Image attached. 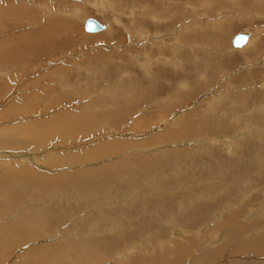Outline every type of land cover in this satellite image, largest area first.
<instances>
[{
  "label": "bare ground",
  "instance_id": "6f19581e",
  "mask_svg": "<svg viewBox=\"0 0 264 264\" xmlns=\"http://www.w3.org/2000/svg\"><path fill=\"white\" fill-rule=\"evenodd\" d=\"M207 1L209 0H204L202 2L208 3ZM211 1L212 0H210V2ZM257 1L258 3L256 0H251L252 4H250V6L254 9H260V1L262 0ZM106 2L107 1H105V3ZM210 2L208 4H210ZM227 2L231 3L233 1L228 0ZM225 3L226 2H224V5H226ZM111 4L108 6L113 8L116 2ZM160 4L161 5H159L157 10L162 13L158 14L154 11L152 15H147L148 19L153 21L155 23L154 25L160 29L167 27V25L161 24L160 21L162 19L171 23L173 21L172 19H174V24H172V26L170 25L171 27L178 24V20L183 21L182 23L185 25L181 26V28L184 32H178L180 29L178 30L176 26L174 29L180 37L176 36L175 39L179 37L176 40L178 43H181L182 37L184 41L182 44L185 45V43H187L188 47L192 48L191 52H189L190 48H183L181 45H177L178 43L168 44L165 36L162 35L164 33L158 34L159 30L157 31L155 29L157 32L153 34L156 37L154 38V40H156L154 42L158 43V46L156 47L169 52L172 49H170L169 46H174V48L172 49L171 56L161 54L160 57L155 60L153 59V61L152 58L154 57L150 56V62L148 61L146 63V61H144L145 63L141 64L145 75H148L147 77L150 78V83L145 87L143 86L144 83L142 84L138 81L134 85H132L133 83L127 85L126 82L123 81L124 79L120 77L117 79V84L119 85L118 88L115 90L113 88H105L103 96L99 97L97 94L98 96L96 95L97 97L92 100L87 98V101L80 106V109H78L79 107L74 109L78 111L67 110L60 112L58 110L59 112L56 114L54 113L51 116L49 115L50 117H45V119H38L31 123L26 122L21 125V134L16 128V125H11L9 127L5 126L6 128H4V130H0V147L7 150H20L22 148H30V146L34 144L35 146L33 148L41 149L48 142L56 138L61 139L60 141L58 140L59 143L61 142L60 144L69 142L68 140L73 142L74 140L72 137L77 138L79 134H84L86 131L87 133L89 132L85 129L95 128L106 123H114L118 121V119L122 120L123 118L131 120V115L137 113V111L134 112V109L138 107L139 104L156 96L154 95L156 93L155 87L160 79L153 76V65L160 64L162 71L173 68V70L177 72L183 67V63L176 59L182 60L183 57L181 58L180 54L183 53L191 54L193 57L195 54H204L203 57L205 59H208L209 55L214 53V55H211L212 57L209 58L210 60H212V58H218L222 61L226 58L222 56V53H226V51L229 50L227 47L229 46L231 36H229L230 33H228V35L226 32L230 31L232 21L225 22L224 20L226 19H224L223 22L218 21L219 19L211 21L212 18L210 17L211 20L208 21V25H213L216 30L212 37V32L209 28L203 27L202 24L199 26L200 24H196V20L189 23L185 19H181V17L184 18L187 11L185 8L183 9L182 6L178 5L176 1L164 0ZM193 5L194 4H192V7ZM262 7H264V5ZM177 8L178 10H176ZM144 9L146 11L148 7L146 6ZM108 10L111 11L110 9ZM75 11L77 12L79 10L75 9ZM261 11H264V8H261ZM194 13L197 15L196 11ZM20 16L27 17L29 19L27 20L31 21L32 24H37L34 13H31V9L25 2H19L16 5L13 4L8 8L0 10V20H9L10 18H19ZM161 16L163 17L161 18ZM199 16L200 15H198V19ZM242 16L244 15H241V17ZM57 17H61L60 14H57ZM31 18L33 20H31ZM203 18L205 19V17ZM65 19L67 18L62 17L63 21L58 22V24L51 23L50 21V23L48 22L44 28L40 27L37 32L22 35L23 39L26 40L24 41L26 42V48L14 46L15 48H13V50H7L9 56H13L21 62L24 61L22 64L20 63L19 66L17 65L18 60L14 58L15 62H17L15 65L18 67L22 66V68L19 69L23 70L26 67L24 63L26 62L27 64L28 60H32L36 55V52L42 49H44L43 52H47L49 55L52 54L53 46H56L61 40H64L60 39L62 34L66 35L71 32V25L67 23ZM87 19H84V27ZM23 21L27 22L26 19H23ZM131 21L135 26L131 35L140 38L143 37L144 33L147 32L146 29L142 28V24L145 20L143 21L132 16ZM221 25H224L223 28ZM170 26L167 28H170ZM105 31H107V33L104 37L107 36L112 40L111 38H114L112 35V29L106 26ZM37 33L52 37L47 40L34 41L33 37L38 36ZM139 34L141 36H138ZM185 35L188 37V41H185ZM236 35H234V37ZM252 36L253 35L249 33V40L247 44L241 48L242 50H240V53L251 54L258 51V45L262 41V38L255 39L256 37L254 38ZM100 37H103V35ZM233 38L230 40L231 44ZM100 39L104 40L102 38ZM194 39H198L197 42ZM149 40L150 39L147 41ZM209 40H212L214 43L213 45L217 48L214 52H210L209 50L211 49L209 48ZM54 41L56 42L54 43ZM103 42H105V40ZM150 42L152 41L150 40ZM200 42H203L204 45H201ZM13 43H17V40L13 41ZM161 43L163 45H161ZM31 47L33 48L30 49ZM201 47H206V49H201ZM1 54L2 56L4 55V53ZM150 54H153L152 50ZM234 56L236 55L234 54ZM235 59L236 57L233 60ZM1 61H3L4 64L12 62L5 57H2ZM118 63V66L122 68L120 62ZM209 63L213 64L214 62L209 61ZM201 65L203 66L204 64L201 63ZM216 65L218 66V63ZM101 66L107 68L104 64H101ZM146 67L147 69H145ZM60 69L62 68L60 67ZM2 72L4 73V71ZM52 72L53 71H51V74H53ZM158 73H161V71L159 70ZM186 73L187 72H185V74ZM46 75L47 74H43L41 76ZM123 77L128 76L124 75ZM0 78L2 79V77ZM63 78L64 77L61 78L62 82L64 81ZM91 79L94 81L93 77H91ZM67 81L68 80H66L65 83H67ZM241 81L244 83V86L252 87L254 84V77L253 75L248 76L241 79ZM187 82V80L179 82L180 87L175 90L174 96L171 94L172 92L168 94L169 97L164 99L165 102L163 101V104L159 106L160 108L163 107L164 112L161 111L159 113L160 115L158 114L159 116L156 115L153 122V117L149 120H144L143 114L148 109H152V107L156 108V104L159 105V103H161L159 100L154 104H149L150 107H147L148 109L143 108V111L141 109L138 110L141 114L137 115L136 118H133L132 123L128 126V130L133 131L138 129L140 131V129L147 127L150 128L155 124L161 123V126L148 136L147 134L143 137L138 135L139 139H141L138 142V136L131 135L126 138L104 140L93 146H85L87 144H82L80 145L81 147L77 145L67 148L53 145L48 150L41 149L40 152L33 155L27 153L29 159H31V163L38 165L35 161V158L37 157L36 160H39L41 164H45V166L50 169H48V171L40 170L41 166L38 168L26 165L21 167L18 165V168L11 167V164H7L4 160L8 154L9 156L11 155L14 157L17 155H26L24 153H22V155H14L10 152H0V168L3 162L6 163L0 171V264L5 263V259L9 257L6 256L7 254H13L14 252L15 259L10 264H80V262H84L85 264H103L100 261L102 259L103 261L111 259L112 261L110 264H264V199H257L254 201L258 206L254 205L253 207L248 204V199L249 202L255 199L254 196L250 197V192H248L254 191L250 185L258 179L257 183L263 184L264 186V153L261 156V153L264 150V145L252 144L249 134L251 132L247 131L242 133V136L251 143L246 146V150L249 151L250 146L253 145L258 146V149L256 148L257 151L252 150V152L245 153V150L243 149V152H239L240 144L238 138H231L229 146L217 147V150H211L210 152H208V150L212 147H209L208 144L206 145L207 140L196 136L191 140L185 141L186 143L191 141V145L187 147L189 150L182 148V146L177 147V144L179 145V142H182V140L177 142L175 141L176 137L187 136L189 133L196 134L198 129H201L200 123H197L198 121L189 122V124H187V119L191 117H189L190 113L193 114L198 112L200 108H204L203 110H205L207 114L209 113V117L210 114H213L215 109H218V107L220 108L219 103L221 100L229 99L227 98L228 95L224 98H214L215 93L211 92V101L207 100L204 96L202 100H199V102L192 107L193 112H187L185 110L186 112L184 113H182V111L176 113V119L166 123L165 120L163 121L161 118L164 119L168 117L167 113H170L172 109L176 107L177 101H181L185 98L189 99L191 96H194L193 93L195 92L198 94V91H201L206 83L210 85V81H204L205 83L199 81L197 82L196 87H190V83ZM3 83H5L4 88H7L8 90L9 87L7 86V81H4ZM222 85H226V83ZM79 91L78 94L81 95L82 98L86 96L85 94L87 91H85V89H80ZM262 91L263 92H256L250 90L248 92L233 94L232 104H235L236 107L234 109H228V113L222 111V114L218 116L219 121L217 123H212V126L221 125L225 120H229L232 122L235 131L241 132L243 127L250 128L256 134V136L251 134L253 137L252 139H258L264 143V90ZM257 93L260 97L259 100L258 98H254L255 95L257 96ZM5 96H7V94ZM37 96L38 95L35 91L33 92V90L30 89V91H27L19 99L16 98L18 97L17 95L12 97V100L8 101V104H5L7 107H4V116L11 118V116L30 115L38 111L45 112L61 103H53L48 107L42 105L36 106L35 103L37 102L36 99H38ZM89 97L92 98V96ZM22 98H26V101L24 102L23 100V103L21 102V104H19L18 101ZM247 99L252 101L249 102L250 104L247 105L248 107H245ZM256 100H258L257 105H255L253 109H250L249 107H251V103ZM202 103H204L203 106H201ZM241 109L243 111H241ZM245 109L246 111L244 112ZM192 119L194 121V118ZM203 119H207V117L204 116ZM161 120L163 122H161ZM165 124H168V126ZM14 128L16 129L13 130ZM21 135L24 136L25 139L21 138ZM171 139L177 144L171 145L170 148H166V146H169ZM192 140L193 142H196V145L192 143ZM201 149L204 151L203 154L207 156V162L213 168L212 170H215L216 173L221 176V180H225L224 177H226V181L223 183L225 184L224 186L227 185L226 187H228V189H223L224 191L221 190L222 192H217L218 189H214L217 186V180L208 185H204L205 182H199V185L197 184V186L194 185L197 181H200L201 178H195L193 172H190V170L195 166L197 167L200 163L202 166V162L198 161L200 160L198 158H201L202 156ZM115 153L123 154L116 162L105 164L104 166L99 165L101 167L100 169L98 168V165L95 168L89 163L102 156L106 157ZM151 155L154 156L151 157ZM241 155L244 156L242 157ZM155 157L160 159L155 160ZM85 163L90 167H85ZM57 166H61V170L54 171L53 173L51 167ZM102 169L103 171H101ZM169 171L172 173L169 174ZM202 171L204 170L202 169ZM201 174L202 173H200V175ZM170 175H173L170 178L171 180H169L172 183L167 180ZM176 175L178 176L176 177ZM90 178L96 179L94 181L95 187L90 185L92 179L88 182ZM110 180L113 181V185L112 183L108 185ZM126 184L129 185L127 186ZM171 185L174 186L170 187ZM108 186L111 188H108ZM140 186L143 187L139 190ZM208 188L210 190H208ZM19 191L23 194L22 198H24V200L21 201L22 203H19L16 199ZM143 191L150 192V195ZM177 191L182 192V194L178 195L179 198L176 195ZM246 191L248 194L245 193ZM221 194L223 197H227L222 198L223 200L229 199L226 204L222 202L224 204L222 207L224 211H215V208L218 205L217 198L215 199V207H208L209 201L213 199L214 196L218 197ZM126 196H128V199H124ZM147 196H149V198H147ZM150 196L152 199H150ZM139 198L143 199V201ZM97 200H100V202H97ZM74 202L78 204L82 203L83 211L86 210L88 205L91 206L85 211V214H80L81 216L78 217L80 218L81 223H83L81 226L87 230L85 232L80 231V228H77L79 226L77 223L80 220H78L77 223L69 222L68 226H62L64 221H62L61 218L78 213V208H76ZM177 202L181 205L177 204ZM104 203H108L105 208L103 205ZM17 204L19 205L18 207L11 211L8 210ZM182 204H189L184 206L186 215L184 216L182 214L181 216V220H183L184 223L178 222V219L175 217L177 212H174L177 208L181 209ZM172 205H177L176 209H174ZM6 206H9V208ZM217 212L222 214L216 215ZM241 215H244V217ZM46 223H51V226L54 227L53 231L55 233L53 232V236L50 235V241L43 242L41 241V236L36 237L30 235V230L32 229L38 230L40 227L41 229H45ZM178 223H180L182 228L175 229L173 226ZM189 224L192 227V231L186 230ZM153 225L157 226L155 228L156 234H153L154 231L152 233L150 232L153 230L150 228ZM177 230L182 234L177 232ZM42 232L43 231H41V233ZM50 232L48 231L47 233ZM140 235L146 239L138 243L137 238ZM152 236L154 238L153 241L155 242L152 241L150 243V237ZM159 240L162 241L159 242ZM146 243L149 244V246H147V248L149 247L148 250L141 251L143 252L141 255L138 254L137 250L140 249V247L143 248V246H146ZM24 246L25 249H21ZM121 246H123L122 249L120 248ZM153 246H157L158 248L150 249V247ZM230 256H236L237 259L229 260L228 258ZM96 261L100 262L95 263Z\"/></svg>",
  "mask_w": 264,
  "mask_h": 264
},
{
  "label": "rangeland",
  "instance_id": "374dc122",
  "mask_svg": "<svg viewBox=\"0 0 264 264\" xmlns=\"http://www.w3.org/2000/svg\"><path fill=\"white\" fill-rule=\"evenodd\" d=\"M105 1H107V2L105 3ZM163 1L164 0H158V1H156V0H129V1L128 0H0V10L8 8L13 4L16 5L19 2H25L29 6V8L31 9V13H34V16H35L36 22H37V24H32L31 21H28L29 19L27 17L25 18L23 16H20L19 18H10L9 20H6V19L0 20V77H2V79L0 78V98H1L0 99V130H4V128L9 127L11 125L12 126L16 125L17 126L16 128L18 129V131L21 134L22 133L21 125L26 123V122L31 123V122H34L38 119H45V117H50L52 114H54V113L56 114L59 111L60 112L61 111H67V110L78 111V110H74V109L78 108V107H79L78 109H80L81 108L80 106L87 101V98L92 100L93 98L97 97L98 95H99V97L103 96V94H104L103 91L105 88L106 89L113 88L114 90L116 88H118L119 85L117 84V81H118L117 79H119L120 77H122V79H124L123 81L126 82L127 85H130L132 83H133L132 85H134L138 81L139 83H142V84L144 83L143 86L145 87L148 83H150V78L147 77L148 75L147 76L145 75L141 64H144L145 63L144 61H146V63H147L150 60V56L154 57V58H152V61H153V59L155 60L156 58L160 57L161 54H164L166 56H171L172 55V49L174 48V46H169L170 49L172 48L171 51L169 52L166 50H161L158 47H156V46H158V43L154 42V41H156V40H154V38H156L154 34L159 30L158 34L164 33L162 35L165 36V39L167 40L168 44L169 43L170 44L178 43V41L176 39L179 38L180 36L175 31L174 28H176V26H177V29L178 30L180 29L178 32L181 33V31H183L181 26L185 25L182 23L183 21L178 20V17H177V20L179 22L178 23L179 25L176 24V25H173V27H171V26H172V24H174V19H172L173 20L172 23L168 22L165 19H162L160 21L162 25L163 24L167 25V27H169L170 25L171 26H170V28L163 26L165 28L160 29L156 25H154L155 23L153 21L148 19L147 15H152L154 13V11L157 12L158 14L162 13V12H158L157 9L159 8V5H161L160 3ZM174 1H176L178 3V5L182 6L183 9L185 8L187 11L185 13L186 15L184 16V18L181 17V19H185L189 23L193 20L194 21L196 20V24H198V25L200 24L199 26H201V24H202L203 27L209 28V30L212 32L211 33L212 37L214 36V32L216 30L213 27V25H208V21L211 20L210 17L212 18L211 21H216L217 19H219L218 21H220V22H223L224 19H226V20H224L225 22H228V21L231 22L232 21L231 22L232 24L230 25V28H231L230 31L226 32L227 34L230 33V35L228 34L229 36H231L230 40L234 37V35H236L238 33H242V32L251 33L253 35L252 37H254V38L256 37L255 39H261L262 38V41L258 45V51L256 53H251V54H245L243 52L240 53V50H242V49L234 47L230 43L231 41L229 40V46L227 48L230 51L227 50L226 53H222V56L226 57L222 61L218 58H212V60H210L209 58L212 57L211 55H214V53L210 54L208 59H205L203 57L204 54H195L194 55L192 53L194 55V57H193V56H191V54H188V53L185 54L182 52L183 54H180L181 58L183 57L182 60L181 59H176V60H180L183 63V67L180 68L177 72L174 71L173 68H171V66H170L171 69H166L165 71H162L160 64L159 65H157V64L153 65L152 66L153 67L152 68V74L154 77L156 76L158 79H160V81L157 83V86L155 87L156 93L154 95H156V96L154 98L146 101V102H142L141 104H139V106L134 109V112L137 111V113H135L134 115H131V120H127L126 118H125L126 119L125 120L123 118L122 120L118 119V121H116L114 123H106V124H104L105 126L101 125V126H98L95 128L85 129V130L89 131L88 132L89 134L86 131L84 134H82V133L79 134V136L77 138L72 137V139L74 140L73 142L68 140L69 142H66L64 144H60L61 142L59 143L58 140L60 141L61 139L56 138V139L48 142L44 147H42L41 148L42 150H48L53 145H55L57 147H67V148L77 146V145L80 146L82 144H84V145L87 144L85 146H93V145H96L97 143H100L101 141L110 140V139L113 140L114 138L115 139L126 138V137H130L131 135H135V136L139 135L140 137H143L145 134H147V136H148L153 131H155V129L157 130L161 126V123H158L155 125L152 124L154 126H151L150 128L147 127L144 129H140V131L138 129L133 130V131L128 130V128H129L128 126H130L134 117L136 118L137 115L141 114L140 111H138V110H140V109L142 110L143 108H147V107L149 108L151 103L154 104V103H156L157 100H159V102H161V103H159V105L156 104V106H157L156 108L155 107H152V109L147 108L148 110L145 111L144 114L142 113L144 120H146V119L149 120L151 117H153L152 118V122H153L156 115L159 116L160 115L159 113L161 111H163V107L160 108L159 106H161V104H163V101L165 102L164 99L169 97L168 94H170V92H172L171 94L174 96V92L176 89H178L180 87L179 82L182 80H187L188 81L187 83H190V85H191L190 87H193V86L196 87V84L199 81L200 82L210 81V85L206 83V85L202 88L201 91L197 90L198 94H196V92H195V93H193L194 96H191L189 99L185 98V99H182L181 101H177L176 107L173 108L170 113H167L168 117H166L164 119L161 118L163 121L165 120L166 123L175 120L176 119V115H175L176 113H180L181 111H182V113H184L186 111L191 112L193 110L192 107H194L197 104V102H199V100H202L204 98V96L206 97L207 100L211 101V99H212V98L210 99L211 92L215 93L214 98H217V99H219L221 97L224 98L226 95H228L227 98H229V99L228 100L227 99L221 100L219 103L221 109L218 107V109H215L213 114H210L209 117H208L209 113L207 114L206 111L203 110L204 108H200V110L198 112H195L193 114L190 113L191 115L189 114V117L190 116L191 117L189 119H187L188 120L187 124H189V122H197L198 121L197 123L198 124L200 123L201 129H198V132L196 134L195 133H193V134L189 133L187 136L176 137L175 141L178 142V141L182 140V142H179V145L177 143H174L173 142L174 140L171 139L170 140L171 142L168 141L169 146L165 145L166 148H170L171 145L177 144V147L182 146V148L189 150L187 147L191 145V141H188V143H186L185 141L191 140L193 137L195 138V136H196V137H201V138L207 140L206 145L208 144L209 147H212L208 150V152H210L211 150H217L216 149L217 147L229 146V144L231 142V138H238V142L240 144L239 152H243V149L245 150V153L252 152V150L257 151L258 146H253V145L250 146L249 151L246 150V146L250 145L251 143L242 136V133L247 132V131L251 132L249 134H250V141L252 142V144H254V145L263 144L264 145V143L261 142L260 140L252 139L253 137L251 136V134L254 136H256V134L250 128L248 129L247 127H243L241 132H237V131H235L234 126H232V122L229 120H227V121L225 120L223 123H221V125L219 124V125L212 126L213 125L212 123H214V122L217 123L219 121L218 116H220L222 114V111H224L225 113H228L229 112L228 109H234L236 107L235 104H232L233 94L248 92L250 90H253L256 92H259V91L263 92L262 90H264V81H263L264 80V43H263L264 42V11H261V8H264V7H262L264 5V0L260 1L261 7H260V9L256 8L257 10L250 6V4H252L251 0H230V1H233L231 3H228L227 2L228 0H214V1L212 0L211 2H210V0L207 1L208 3L210 2V4H213V5H210L206 2H205L206 4L203 3L202 1H204V0H202V1L201 0L200 1L199 0H174ZM198 1H199V3H198ZM114 2H116V4H114L115 6L113 8L108 6ZM224 2H226L225 3L226 5H224ZM256 2L258 3L257 0H256ZM53 3H54V5H53ZM200 3H203V4H200ZM58 4H59V6H58ZM123 4H125V5H123ZM192 4H194L193 7H192ZM255 4H253V5H255ZM135 5H136V7H135ZM206 5H208V6H206ZM146 6L148 7V9L145 11L144 8ZM209 6H211V7H209ZM192 8H193V10H192ZM199 8H201V9H199ZM75 9L79 10V11L76 12ZM108 9H110L111 11H109ZM176 10H178V8ZM194 10L197 12V15H196V13H194L195 12ZM56 11H57V14H60L61 17H57ZM211 12H213V13H211ZM193 15H194V17H193ZM198 15H200L199 19H198ZM241 15H244V16L241 17ZM132 16L137 17V19H140L143 21L145 20V22L142 24V28L146 29L147 32H145L144 36L141 38L131 35V33H133V29L135 28V26L133 25V23L131 21ZM46 17H48V18H46ZM62 17L67 18V19H65V21L71 25V30H70L71 32L68 33L71 37L68 34H66V35L62 34L60 39H64V40H61L60 43H58L56 46H53V52H51L52 54L49 55L47 52H43L44 49L39 50L38 52H36V55L34 56V58L32 60L31 59L28 60V63H27L28 65L26 64V62L24 63L26 65V67L23 70L19 69V68H22V66L18 67L17 65H19L20 63L22 64L24 61L21 62L20 60L16 59L15 57L9 56L7 50H9V49L13 50V48L19 47V46L26 48V42H24L26 40L23 39L22 35L32 33V32H37L40 27L44 28L48 22L50 23V21H51V23H55V24L57 23L58 24V22L63 21ZM90 17L95 18L98 21H100L102 24H104L105 26L110 27V29H112V32H113L112 35L114 38H111L112 40H110L107 36L104 37V35L107 33V31H105V30H103L101 32L99 31L100 33L99 32L98 33H91V32L86 31L85 27H84V19H87ZM162 17L163 16H161V18ZM203 17H205V19ZM224 17H226V18H224ZM23 19H26L27 22L23 21ZM154 19L159 20L157 18H154ZM31 20H33V19L31 18ZM41 24H43V25H41ZM37 25H38V27H37ZM223 26L224 25H221L222 28H223ZM178 27H180V28H178ZM185 32H188V31H185ZM39 34L40 33H37L38 36H39ZM158 34H156V35H158ZM102 35H103V37H100ZM38 36L33 37V40L34 41L47 40V39H50L52 37V36H45V35H41V34H40L39 38H38ZM97 36H99V37H97ZM138 36H141V35L139 34ZM176 36H179V37H177L175 39ZM186 37L187 36L185 35L184 36L185 41H188V37L187 38ZM100 38L104 39L105 42H103L104 40H101ZM11 39L13 41L17 40V43H13V41ZM148 39H150L152 42H150V40L147 41ZM181 39H182L181 43H178L177 45H181L183 48L184 47L190 48L189 52H191L192 48L188 47L187 43H185V45L182 44V43H184V41H183L182 37H181ZM99 40H101V41H99ZM194 40H196V42H197L198 39H194ZM107 41H109V42H107ZM31 42H32V38H31ZM55 42L56 41H54V43ZM4 43H6V44H4ZM208 43H210L209 48H211V49H209L208 46H207V48L210 50V52H212V51L214 52L217 48H215V45H213L214 44L213 41L209 40ZM200 44L204 45L203 42H200ZM161 45H163V44L161 43ZM32 48L33 47H31L30 49H32ZM201 49H206V47L205 48L201 47ZM151 50H152L153 54H150ZM5 52H7V53H5ZM1 53H4V55L2 56ZM11 54H12V52H11ZM234 54L236 56H234ZM233 56H234V58L236 57L235 60H233L234 59ZM2 57L10 59L12 62L9 64H4L3 61H1ZM14 58L16 60H18V63L15 62ZM102 58H103V60H102ZM173 60L176 61L175 59H173ZM102 61H105V62H102ZM209 61L214 62V63L210 64ZM218 61H220L221 63ZM118 62H120L122 68L118 66L119 65ZM15 63H17V65H15ZM201 63H203L204 65L202 66ZM217 63H218V66L216 65ZM101 64H104L105 66H107V68L101 66ZM51 66H53V67H51ZM60 67L62 69H60ZM145 69H147V67ZM159 70L161 71V73L162 72L163 73L162 74L158 73ZM2 71H4V73ZM16 71H17V73H16ZM51 71H53L52 72L53 74H51ZM118 71H119V73H118ZM185 72H187V73L185 74ZM40 74L41 75L47 74V75L41 76ZM122 74L127 75L128 77H123L124 75H122ZM19 75H20V77H19ZM252 75L254 77V84L252 85L253 88L248 87V86H244V83L241 81V79L246 78L248 76H252ZM37 76H38V78H37ZM62 77H64L63 82L61 80ZM91 77L94 78V81L91 79ZM170 79H172V80H170ZM66 80H68L67 83H65ZM4 81H7V83H8V85H7L9 87L8 90H7V88H4L5 87V83H3ZM191 83H193V84H191ZM224 83H226V85H222ZM19 84H20V87H19ZM260 85L263 87H261ZM30 89L33 90V92L35 91V93L38 95L37 97L39 100L36 99V101H37L35 103L36 106L42 105V106L48 107V106L52 105L53 103L54 104H56L58 102H61V103H60V105L52 107V109L47 110L45 112L38 111V112L30 114V115L11 116V118L10 117L7 118L6 116H4V113H3V111L5 110L4 107H7L5 104L8 101L12 100V97H14L16 95L18 96V97H16L17 99L21 98V96L23 94H25L27 91H30ZM80 89H85V91H87L86 94L84 93L87 97L84 96L82 98L81 95L78 94L80 92L79 91ZM37 92H39V93H37ZM6 94H7V96H5ZM258 95L259 94L257 93V96L255 95L256 97L254 96V98H258V100H259L260 97ZM89 96H92V98ZM25 99L22 98L20 101H18L19 104H21V102L23 100L25 102L26 101ZM79 99H80V101H79ZM258 100L253 101L251 103L252 104L251 107H249V108L253 109L255 107V105H257ZM250 101H252V100H250V99L246 100V102H248V103L245 102V107H248L247 105L250 104L249 103ZM203 105H204V103L201 104V106H203ZM250 109H247V110H250ZM241 111H243V110L241 109ZM245 111H246V109L244 110V112ZM167 112H169V111H167ZM1 115H2L3 119L1 118ZM204 116L207 117V119H203ZM192 118H194V121ZM162 120H161V122H163ZM165 125L168 126V124H165ZM18 126L20 129L18 128ZM225 127H226V129H225ZM16 128H14L13 130H15ZM139 136H138V139L136 138L137 142L139 140H141V139H139ZM21 138L25 139V137L22 135H21ZM192 143L194 145H196L195 144L196 142L195 141L193 142V140H192ZM34 146L35 145L32 144L30 146V148H27V149L22 148L20 150H12V149L7 150L5 148L0 147V152H7V153L10 152L11 154H14V155H17V154L22 155V153H24L26 155V156H18L17 155L14 157L11 155L9 156V154H8L4 158V160L7 162V164H11V167L18 168V165L20 167L26 165V166H30V167L32 166V167L38 168L41 166L40 170L48 171L49 168H47L45 166V164H41L39 162V160H36L37 157L36 158L34 157V158H35V161L38 165H34L33 163H31V159H29L28 154L33 155V154L41 151V149L33 148ZM226 149H228V148H226ZM201 150H202L201 151L202 156H201V158H198V159H200L198 161L202 162V166L200 163L197 166L199 169L195 166L194 168H192L190 170V172H193V174H194L193 176L195 178H197V179L201 178L200 181H197V183H195L194 185H196V186H197V184L199 185V182H201V183L205 182L204 185H208L209 183L212 184V183H214L215 180H217L216 181L217 182L216 183L217 188L216 187L214 188V189H218L217 192H220L223 189L224 190L228 189V187H226L227 185L224 186L225 184L223 183L226 181V177H224L225 180L224 179L221 180V176L218 175L215 170H212L213 168L207 162V156H205L203 154V152H204L203 149H201ZM122 151H124V150H122ZM263 153H264V150L262 151L261 156ZM122 154L123 153H115V154H110L106 157L102 156L96 160L90 161L89 163L92 166H94L95 168L97 167V165L98 166L99 165L104 166L105 164H110V163L116 162L117 160L120 159V156ZM251 155H254V154H251ZM152 156H154V155H151V157ZM241 156L243 157L244 155H241ZM255 157H257V156H255ZM158 159H160V158L155 157V160H158ZM97 162H98V164H97ZM0 163H1V161H0ZM5 164H6L5 162H3L1 164L0 171L2 170V168ZM84 165H85V167H90L86 163ZM100 166L98 167L99 169L101 168ZM65 168H67V167H65ZM202 169L204 171H202ZM51 170L54 173V171L61 170V166L51 167ZM101 171H103V169ZM170 171H169V174L172 173ZM244 171H245V169H244ZM200 173H202V174L200 175ZM172 176L173 175L168 176V178H167L168 182H171L169 180H171L170 178ZM177 176L178 175H176V177ZM214 177H216L217 179ZM218 178L220 181L218 180ZM91 179H92V181H91ZM151 179H154V178H151ZM95 180L96 179L90 178V180H88V182L91 181L90 185L94 186ZM227 180H228V178H227ZM149 181H150V178H149ZM257 181H258V179H256L250 185L251 188L254 189V191H248V192H250V197L254 196V198H255L253 201H250V202L248 199L249 206H253V207H254V205L258 206V204L254 201H256L257 199H260V200L264 199V194H263L264 186H263V184H258ZM111 183L113 185V181L110 180L108 185ZM126 185L128 186L129 184H126ZM173 186L174 185H171L170 187H173ZM142 187L143 186H140L139 190ZM218 187H220V188H218ZM108 188H111V187L108 186ZM259 188H262V189H259ZM208 190H210V189L208 188ZM237 191H238V189H237ZM143 192H146L148 195H150V192L149 193L147 191H143ZM178 192H181V191H177V194H176L177 196L179 194H182V192L181 193H178ZM248 192L246 191L245 193L248 194ZM259 194H260V196H259ZM113 196H115V195H113ZM221 196H222V194L218 197L214 196V198H213L214 200L211 199L209 201L208 207L209 206L215 207V199L217 198L218 205L216 206L215 211H224L222 208L224 205L223 203L226 204V202L229 199L223 200L222 198H227V197H225V196L221 197ZM226 196H228V195H226ZM22 197H23V194L19 191L17 198H16L19 203H22L21 201L24 200V198H22ZM127 197L128 196H126V198H124V199H128ZM147 198H149V196H147ZM178 198H179V196H178ZM139 199L141 201H143V199H141V198H139ZM150 199H152L151 196H150ZM221 199H222V201H221ZM98 201L100 202V200H97V202ZM69 202H70V200H69ZM252 202H253V204H252ZM74 203H72V204H74ZM135 203H137V202H135ZM107 204L108 203L103 204L104 208ZM110 204H112V203H110ZM177 204H179V203L177 202ZM74 205L76 206V208H78V211H77L78 213L73 214L71 216L67 215L66 217L61 218L62 221H64L63 225H62L63 227L68 226L69 222H71V223L76 222L77 223L78 220H80V218H78V217H80L82 214H85L86 213L85 211H87V209H89L91 207L88 205L86 207V210L83 211L82 203H80V204L75 203ZM174 205H172V206L174 209H176L177 205L176 206H174ZM179 205H181V204H179ZM185 205H189V204H184V205L182 204L181 209L177 208V210L174 211V212H177L175 217H176V219H178V222H180V223H184V221L181 220V216H182V214L184 216L186 215V211H184ZM9 206H6V207L9 208ZM18 206L19 205L17 204L16 206L9 208L8 210L11 211L12 209H14ZM17 213H18V211H17ZM218 214L219 213L217 212L216 215H218ZM221 214L222 213H220L219 215H221ZM241 216L244 217V215H241ZM180 223H178L179 226L177 224L173 227L175 229L182 228ZM190 224H189V226H190ZM77 225H79L78 227L77 226L76 227L80 228V231H84V232L87 231V230H85L84 227L81 226V225H83V223H81V220L77 223ZM189 226L186 228V230L192 231V227L191 226L189 227ZM156 227H157L156 225H153L152 227H150L153 229L150 232L152 233L154 231L153 234H156L155 233ZM81 228H83V229H81ZM39 229H38L39 231L34 230V229L30 230V235L36 236V237L41 236V239H42L41 241H43V242L50 241L51 240L50 235L51 236L54 235L53 234L54 227L51 226V223H46L45 229H41V227ZM45 230H47V231H45ZM35 231H37V232H35ZM41 231H43V232L41 233ZM48 231L49 232L51 231L52 233L51 232L47 233ZM44 232L47 234H45ZM177 232L182 234L179 230H177ZM144 239H146V238L145 237L143 238L140 235L137 238V242L139 243L140 241H143ZM153 240H154L153 236L150 237V243ZM134 241H136V240H134ZM161 241L162 240H159V242H161ZM153 242H155V241H153ZM147 243H146V246H143V248L140 247V249L137 250L138 254L141 255V254H143V252H141V251L148 250L149 247L147 248V246H149V244H147ZM151 245H155V244H151ZM122 247L123 246H121L120 248L122 249ZM151 248H158V247L153 246V247H150V249ZM21 249H25V246L22 247ZM121 249H119V250H121ZM76 255H78V254H76ZM6 256H9V257H7V259H5L4 264H10L15 259V252L13 254H11V253L7 254ZM235 258H236V256L235 257L230 256L228 259L231 260V259H235ZM100 261L103 264H110L112 260L106 259L103 261V259H102ZM100 261H96L95 263L100 262ZM80 264H85V263L80 262Z\"/></svg>",
  "mask_w": 264,
  "mask_h": 264
},
{
  "label": "water",
  "instance_id": "95a60500",
  "mask_svg": "<svg viewBox=\"0 0 264 264\" xmlns=\"http://www.w3.org/2000/svg\"><path fill=\"white\" fill-rule=\"evenodd\" d=\"M85 28L88 32L96 33L105 30L106 26L95 18H88L85 23ZM249 40V33L242 32L238 33L232 41V45L236 48H242L247 44Z\"/></svg>",
  "mask_w": 264,
  "mask_h": 264
}]
</instances>
